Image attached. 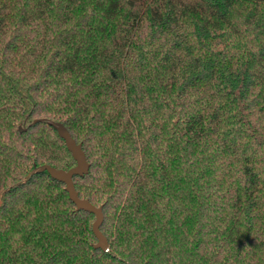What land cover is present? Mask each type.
Masks as SVG:
<instances>
[{
  "label": "trees",
  "instance_id": "16d2710c",
  "mask_svg": "<svg viewBox=\"0 0 264 264\" xmlns=\"http://www.w3.org/2000/svg\"><path fill=\"white\" fill-rule=\"evenodd\" d=\"M0 264H264V0H0Z\"/></svg>",
  "mask_w": 264,
  "mask_h": 264
},
{
  "label": "water",
  "instance_id": "95a60500",
  "mask_svg": "<svg viewBox=\"0 0 264 264\" xmlns=\"http://www.w3.org/2000/svg\"><path fill=\"white\" fill-rule=\"evenodd\" d=\"M58 135L65 141L67 149L70 151L75 165L68 170L57 169L48 164H43L37 168L36 171H47L51 178L56 179L65 184V190L68 193L69 199L75 204L77 210H84L94 214V221L92 223V232L97 239L95 247L102 251L108 250L107 238L100 230V225L103 221V213L101 206H95L88 199L80 198L75 190L73 183V176H82L89 170V163L86 160L81 144H77L72 138L68 130L60 123L55 124ZM34 170V171H35Z\"/></svg>",
  "mask_w": 264,
  "mask_h": 264
}]
</instances>
